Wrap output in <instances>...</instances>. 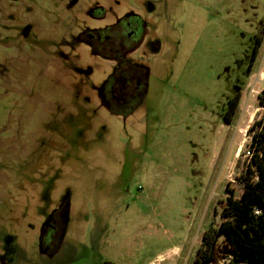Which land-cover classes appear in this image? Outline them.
Wrapping results in <instances>:
<instances>
[{
	"label": "rangeland",
	"instance_id": "obj_1",
	"mask_svg": "<svg viewBox=\"0 0 264 264\" xmlns=\"http://www.w3.org/2000/svg\"><path fill=\"white\" fill-rule=\"evenodd\" d=\"M126 14L136 46L95 48ZM263 22L264 0H0V264H195L245 188ZM124 63L145 77L126 115Z\"/></svg>",
	"mask_w": 264,
	"mask_h": 264
},
{
	"label": "trees",
	"instance_id": "obj_2",
	"mask_svg": "<svg viewBox=\"0 0 264 264\" xmlns=\"http://www.w3.org/2000/svg\"><path fill=\"white\" fill-rule=\"evenodd\" d=\"M260 46L257 38L249 76ZM243 87L231 99L233 110L238 107ZM259 104L264 107V89L259 95ZM250 135L252 157L243 172L244 191L240 197L232 195L223 203L222 221L212 223L204 232L195 264H219L220 260H226L227 264H264V112L261 121L252 123ZM102 264L116 263L107 260Z\"/></svg>",
	"mask_w": 264,
	"mask_h": 264
},
{
	"label": "flooded vegetation",
	"instance_id": "obj_3",
	"mask_svg": "<svg viewBox=\"0 0 264 264\" xmlns=\"http://www.w3.org/2000/svg\"><path fill=\"white\" fill-rule=\"evenodd\" d=\"M145 28L142 21L137 19V17L126 14L123 18L118 19L114 26L96 30L89 33L88 36L92 39L95 48L101 49L105 54L110 56H120L136 46V43L139 41V35L144 33V31L146 33ZM251 56L249 57L250 63L252 61ZM144 86V72L130 64L124 63L122 73H118L111 81L106 96L114 111L126 115L132 110L134 102L138 99L139 93L143 91ZM236 86L239 87L238 84ZM230 115H233L231 100L226 109V117ZM54 217L56 216L54 215ZM53 218L51 219L53 225L62 233L64 230L63 221L59 220L58 222L57 219L55 220ZM57 236H59V233L53 235L54 240H56Z\"/></svg>",
	"mask_w": 264,
	"mask_h": 264
},
{
	"label": "built area",
	"instance_id": "obj_4",
	"mask_svg": "<svg viewBox=\"0 0 264 264\" xmlns=\"http://www.w3.org/2000/svg\"><path fill=\"white\" fill-rule=\"evenodd\" d=\"M261 81H262V84H261V89H260V92L256 91L254 88H252V92L251 93H254L255 95L257 94L258 96L261 95L263 89H264V77H261ZM263 112H264V107H261ZM263 116V115H262ZM262 117L260 118V121H261ZM247 156L249 157V159L252 157V152L251 150H248L247 151Z\"/></svg>",
	"mask_w": 264,
	"mask_h": 264
}]
</instances>
